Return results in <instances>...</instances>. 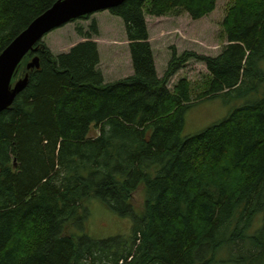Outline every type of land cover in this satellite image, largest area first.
<instances>
[{
    "label": "trees",
    "instance_id": "16d2710c",
    "mask_svg": "<svg viewBox=\"0 0 264 264\" xmlns=\"http://www.w3.org/2000/svg\"><path fill=\"white\" fill-rule=\"evenodd\" d=\"M58 1L0 0V55ZM217 1L125 0L110 9L124 22L134 71L115 82L105 83L97 44L82 29L87 41L69 53L56 57L42 40L25 57L12 83L29 74L28 85L0 112V264H264V95L183 137L195 104L264 92V0H232L221 54L174 51L162 79L149 41L146 15L181 9L200 20ZM91 30L98 35L96 22ZM35 56L40 69L28 71ZM191 59L211 74L196 102L188 80L167 87ZM91 200L131 218V234L87 235ZM71 222L81 235L66 233Z\"/></svg>",
    "mask_w": 264,
    "mask_h": 264
},
{
    "label": "rangeland",
    "instance_id": "374dc122",
    "mask_svg": "<svg viewBox=\"0 0 264 264\" xmlns=\"http://www.w3.org/2000/svg\"><path fill=\"white\" fill-rule=\"evenodd\" d=\"M232 6V0H218L215 11L200 20H193L187 12L181 9L174 10L161 18L146 15L149 41L158 77L162 79L165 76L174 51L177 52L179 58L187 52L213 58L219 56L228 45L224 22ZM94 22L97 25L98 35L91 30ZM79 29H82L85 34L91 33L90 40L97 44L100 57L98 69L102 72L105 83L133 75V64L124 22L121 18L111 15L109 11L93 14L88 20L68 23L47 34L43 42L52 54L58 57L69 53L75 46L87 41L79 35ZM183 79L190 83L192 102H196L208 90L211 74L203 62L191 59L171 78L167 85L168 89L174 90ZM263 95L264 92L247 99H240L237 96L220 97L195 104L186 113L183 137L205 131L226 119L234 109L243 106L248 101L260 99ZM132 204L136 213L144 211L145 190L143 186L135 192ZM84 205L89 210L84 225V232L87 235L95 239H106L131 234L133 225L131 218L120 217L109 211L98 200H91ZM261 225L262 215H258L249 233H255ZM81 232L82 230H79L74 222L66 228L67 234L81 235ZM226 257V249L221 250L219 260H225ZM218 264L235 263L220 262Z\"/></svg>",
    "mask_w": 264,
    "mask_h": 264
},
{
    "label": "water",
    "instance_id": "95a60500",
    "mask_svg": "<svg viewBox=\"0 0 264 264\" xmlns=\"http://www.w3.org/2000/svg\"><path fill=\"white\" fill-rule=\"evenodd\" d=\"M125 0H60L35 19L0 55V112L10 108L16 97L27 87L29 74L12 83L23 60L34 53L35 45L50 32L99 11H109ZM39 70L40 58L35 56L27 70Z\"/></svg>",
    "mask_w": 264,
    "mask_h": 264
},
{
    "label": "bare ground",
    "instance_id": "6f19581e",
    "mask_svg": "<svg viewBox=\"0 0 264 264\" xmlns=\"http://www.w3.org/2000/svg\"><path fill=\"white\" fill-rule=\"evenodd\" d=\"M12 82H13V80H12Z\"/></svg>",
    "mask_w": 264,
    "mask_h": 264
}]
</instances>
